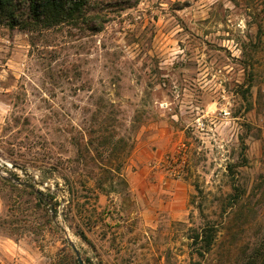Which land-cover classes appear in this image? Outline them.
<instances>
[{"label": "rangeland", "instance_id": "rangeland-1", "mask_svg": "<svg viewBox=\"0 0 264 264\" xmlns=\"http://www.w3.org/2000/svg\"><path fill=\"white\" fill-rule=\"evenodd\" d=\"M17 1L0 264H264V0Z\"/></svg>", "mask_w": 264, "mask_h": 264}, {"label": "trees", "instance_id": "trees-1", "mask_svg": "<svg viewBox=\"0 0 264 264\" xmlns=\"http://www.w3.org/2000/svg\"><path fill=\"white\" fill-rule=\"evenodd\" d=\"M14 1L16 2L15 4H14ZM54 1H60L61 4L58 5ZM54 1L38 0V2L35 3V6L38 9H42L45 12L51 11V12H54L57 16L63 13L66 16H68V18H71L76 13H80L86 4L84 0H66L67 5L63 4V0H54ZM18 7L19 6H18L17 0H0V18H4V19L7 18L10 25L12 26L18 25V21H17V18L19 17ZM36 7L34 8L37 9ZM214 236L215 234L213 233L211 229H203L201 234L200 235L198 234L196 236V240L202 237L204 247L208 248L214 241Z\"/></svg>", "mask_w": 264, "mask_h": 264}, {"label": "water", "instance_id": "water-1", "mask_svg": "<svg viewBox=\"0 0 264 264\" xmlns=\"http://www.w3.org/2000/svg\"><path fill=\"white\" fill-rule=\"evenodd\" d=\"M7 167V166H6ZM15 168H19V167H15ZM74 249V251H75V253H76V255H77V260H78V263L79 264H83V262H82V260H81V258H80V255L78 254V252L75 250V248H73Z\"/></svg>", "mask_w": 264, "mask_h": 264}, {"label": "bare ground", "instance_id": "bare-ground-1", "mask_svg": "<svg viewBox=\"0 0 264 264\" xmlns=\"http://www.w3.org/2000/svg\"><path fill=\"white\" fill-rule=\"evenodd\" d=\"M4 163V162H3ZM5 166L10 167L8 164L4 163Z\"/></svg>", "mask_w": 264, "mask_h": 264}]
</instances>
